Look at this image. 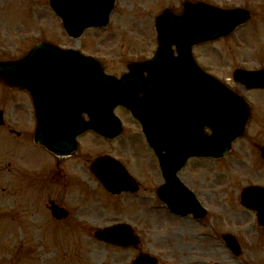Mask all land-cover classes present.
<instances>
[{"label":"rangeland","instance_id":"374dc122","mask_svg":"<svg viewBox=\"0 0 264 264\" xmlns=\"http://www.w3.org/2000/svg\"><path fill=\"white\" fill-rule=\"evenodd\" d=\"M182 1L117 0L108 26L89 28L79 39H72L49 0H0V59L20 58L38 41L48 40L95 54L109 73L121 75L129 61L155 52L156 16L167 6L180 11ZM204 1L252 10L249 22L235 33L194 49L203 68L253 104L245 137L234 142L226 157L191 159L179 173L209 213L201 220L192 214L175 215L159 199L156 187L163 181L159 164L139 135L143 134L141 125L128 111H118L131 133L121 140H126L127 152L118 150V156L133 160L128 139L136 137L143 145L137 150L148 158L133 167L142 189L121 198L105 194L89 170L88 160L109 150L107 142L84 136L83 157L65 162L60 172L67 179L57 183L53 155L0 127V264H132L140 252L156 255L157 264H264V227L258 223L257 213L240 202L245 186H264V158L259 148L264 144V89H247L233 78L239 67L264 68V0ZM7 91L10 89L0 82V109L11 127L28 131L34 120L27 116V100L11 91L8 96L14 97L7 102ZM50 199L62 201L71 216L60 222L55 219ZM83 199L86 207H82ZM117 221L135 225L140 235L138 247L121 249L99 242L94 231L84 226ZM224 233L238 238L241 255H235L225 243Z\"/></svg>","mask_w":264,"mask_h":264},{"label":"water","instance_id":"95a60500","mask_svg":"<svg viewBox=\"0 0 264 264\" xmlns=\"http://www.w3.org/2000/svg\"><path fill=\"white\" fill-rule=\"evenodd\" d=\"M114 4L115 0H51L74 38L90 26L107 24ZM250 15L245 8L224 9L185 0L181 13L167 8L157 16L155 54L148 60L130 63L129 72L120 78L106 74L99 61L79 50L45 41L20 59L0 60V79L11 87L33 92L39 117L36 142L59 157L75 153L78 136L88 130L110 139L120 134L122 128L114 108L119 104L129 108L159 156L166 180L158 187L159 196L176 212L201 216L204 212L195 195L177 172L191 156H225L233 142L245 135L252 105L204 71L194 58L193 47L229 35ZM234 78L248 88L264 87V69L239 68ZM72 88H78L80 97L63 102L60 95ZM85 113L90 117L88 121ZM1 116L2 112L0 120ZM261 150L264 157V147ZM92 168L113 193L136 189V185H130L133 179L129 172L112 157L98 158ZM242 202L258 211L264 225V187L245 188ZM53 213L58 217L67 215L57 205H53ZM96 236L125 247L138 244L133 228L125 223L99 229ZM224 239L236 254L240 252L232 235H224ZM145 258L136 264L156 262L153 257Z\"/></svg>","mask_w":264,"mask_h":264},{"label":"flooded vegetation","instance_id":"af4514ba","mask_svg":"<svg viewBox=\"0 0 264 264\" xmlns=\"http://www.w3.org/2000/svg\"><path fill=\"white\" fill-rule=\"evenodd\" d=\"M27 94V93H26ZM27 96V97H26ZM24 98H26L28 101H27V103H28V105L29 106H26V108H29V110L32 112V114H33V117L35 116V105H34V102H33V99H32V97H31V95L29 94H27ZM5 127L6 126H10V124L9 123H5V125H4ZM13 133L15 132V129H10ZM17 134L19 135V136H24V135H27V136H30L31 134H30V130H28V131H17ZM107 142H111L110 143V145H109V150H107L106 151V153H113V154H117L118 155V153H117V151L118 150H120L121 152H127V146H126V142L125 141H122V142H120V143H114L113 141H107ZM123 144L125 145V147L123 146ZM143 147V146H142ZM128 148H129V145H128ZM129 150H131L132 152H133V154L134 155H132V157H133V160L132 161H126V160H124V162H125V164L129 167V168H132V170H134V168L133 167H137V165L139 166V164L141 163V161H145L146 160V157L148 158V156H144V158H142V156H141V151H138L137 149H136V146H135V144L132 142V144L130 143V148H129ZM136 151H138V153H136ZM136 154H135V153ZM124 154H127V153H124ZM155 156V155H154ZM120 157H122L123 159H127V158H124L122 155L120 156ZM152 162H153V159H152ZM151 162V163H152ZM137 165H136V164ZM131 170V169H130ZM136 173V172H135ZM137 174V173H136ZM140 182H141V180H140ZM142 183V182H141ZM84 206H86V205H84Z\"/></svg>","mask_w":264,"mask_h":264},{"label":"bare ground","instance_id":"6f19581e","mask_svg":"<svg viewBox=\"0 0 264 264\" xmlns=\"http://www.w3.org/2000/svg\"><path fill=\"white\" fill-rule=\"evenodd\" d=\"M174 220H176V219H174Z\"/></svg>","mask_w":264,"mask_h":264}]
</instances>
